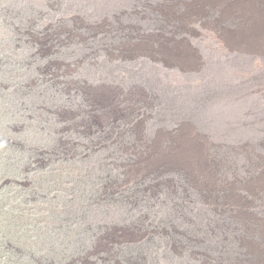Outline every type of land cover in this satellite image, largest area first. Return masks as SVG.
Here are the masks:
<instances>
[{
  "label": "rangeland",
  "instance_id": "obj_1",
  "mask_svg": "<svg viewBox=\"0 0 264 264\" xmlns=\"http://www.w3.org/2000/svg\"><path fill=\"white\" fill-rule=\"evenodd\" d=\"M0 49L20 264H264V0H0Z\"/></svg>",
  "mask_w": 264,
  "mask_h": 264
},
{
  "label": "trees",
  "instance_id": "obj_2",
  "mask_svg": "<svg viewBox=\"0 0 264 264\" xmlns=\"http://www.w3.org/2000/svg\"><path fill=\"white\" fill-rule=\"evenodd\" d=\"M1 51H3V49H0ZM7 57V55L5 54L4 59ZM7 67V66H5ZM24 66H22V63H20V61L16 60L9 69H5L3 73H1V75H9V78H12L13 73L14 72H20L21 70H23ZM57 68V67H55ZM76 117L73 116V119ZM93 119L96 121V117L95 116H91ZM90 117V118H91ZM71 118V117H70ZM63 120V119H62ZM91 120V121H92ZM56 133H58V130H55ZM61 132V131H60ZM62 134V133H61ZM24 137H27V141L24 142H29V137L30 134L29 132L27 134H23ZM22 138V135H20ZM56 139V137H55ZM55 139H53V144H50L47 149L46 152H50L52 153L54 149H56V144H58ZM57 140H60L57 139ZM29 144V143H28ZM3 171H0V174ZM16 173H21L18 171H14ZM9 175V174H8ZM12 176L15 178L14 179H10V187L11 185H15V187L12 188H16L15 192L10 195V201H7L5 199L0 200V264H20V260L18 259L19 255H26L27 258H29L30 260L33 259L34 257H36V249L34 248V245L32 243H30L28 240L24 241V244H20L18 243V240L20 239V235H21V230H23L24 228H31V224H32V218L34 216V209H32V204H36L33 203L34 201H32V198L27 197V195H29L28 193V189L30 188V186H27L26 184H24L22 181L16 179V176H14V174H12ZM8 178V176H7ZM3 180V179H2ZM49 182H51V178L48 179ZM6 185V184H4ZM9 187V186H8ZM41 187V186H40ZM34 191L37 192V195L35 198H37L38 196H42L43 198L40 200L42 202H44V195L41 191H39L38 188L33 189ZM19 193L24 194V198L23 200L18 199V197L20 196ZM18 195V197H17ZM27 197V198H26ZM9 205V207L6 209V212L3 213V210ZM8 217V218H7ZM117 237L121 236V232L119 234H116ZM114 236H112V233L109 234L107 237L104 238V240L102 241L101 245L104 249H107L109 247L108 243H112V242H117L116 240H113ZM74 241L76 242L77 240L74 239ZM61 243L58 242H50L49 243V247L48 250L50 252H56V246L57 244H65L64 239L60 240ZM70 242V241H68ZM89 244V243H87ZM68 245V244H67ZM65 247V246H64ZM94 244H92L91 246H88L87 248V253L92 254V250H94ZM96 249V248H95ZM91 251V253H90ZM39 252V251H38ZM42 254V253H40ZM111 258V257H110ZM54 262V260H51ZM70 261H56V264H68Z\"/></svg>",
  "mask_w": 264,
  "mask_h": 264
}]
</instances>
